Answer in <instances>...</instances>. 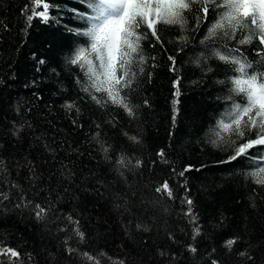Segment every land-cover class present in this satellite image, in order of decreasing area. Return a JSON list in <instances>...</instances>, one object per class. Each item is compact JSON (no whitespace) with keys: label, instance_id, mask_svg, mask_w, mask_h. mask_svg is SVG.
Masks as SVG:
<instances>
[{"label":"trees","instance_id":"16d2710c","mask_svg":"<svg viewBox=\"0 0 264 264\" xmlns=\"http://www.w3.org/2000/svg\"><path fill=\"white\" fill-rule=\"evenodd\" d=\"M44 2L48 21H29L43 10L34 0H0V264H95L84 253L100 264H264V185L249 175L264 146L230 159L235 146L217 133L228 138L219 124L228 122L235 73L216 45L201 43L223 8L202 20L193 5L183 28L157 25L159 41L141 26L143 61L121 93L129 116L93 100L107 96L85 92V71L70 63L89 45L79 13L90 9ZM247 34L214 39L239 48L249 72H264V45L238 43ZM165 182L171 196L156 191Z\"/></svg>","mask_w":264,"mask_h":264},{"label":"snow or ice","instance_id":"6c2138e0","mask_svg":"<svg viewBox=\"0 0 264 264\" xmlns=\"http://www.w3.org/2000/svg\"><path fill=\"white\" fill-rule=\"evenodd\" d=\"M81 2L91 11V14L79 13L80 18L89 25L79 34L89 38V45L78 48L70 63L79 65L85 71L88 77L85 92L94 90L107 96L105 100L103 97L93 95V100L102 106L109 102L121 106L129 116H134V111L125 102L126 93L124 95L121 93L132 86L136 75L133 68L137 58L143 61L141 42L147 39V31H139L141 26L145 25L151 36L159 41L157 25L164 23L183 28L186 22L184 13L191 11L193 5H199L195 10L202 13V20L208 19L210 10L215 12L223 8L222 12H218V19L209 26L205 40L201 41L202 44L208 42L205 44L206 47L216 45L219 49L214 53L216 58L230 65L235 73L229 80L232 87L228 99L232 103L225 113L228 122L221 121L219 124L223 133L228 134V138L226 139L220 132L217 136L221 142L235 146V154L230 157L231 160L250 157V149L264 146V72H249L253 67L252 62L239 55V48H228L226 44L221 47L214 39L218 33H222L225 38L236 39L238 31L248 30V34L238 40L239 44H251L255 39L260 45H264V0H81ZM34 3L37 8L42 7L43 10H32L27 19L31 21L34 17H40L43 21H48L49 3L44 0H34ZM240 94L246 97L245 103L236 102L235 95ZM128 138L138 142L136 136ZM102 150L107 154L109 148L102 146ZM125 161L126 157L121 156L116 163L125 166ZM260 161H264V153L255 161L258 165L256 170L249 175L255 178L257 184L264 185V167L259 166ZM140 163L139 160L136 161L137 165ZM165 190L168 196L172 195L167 182L156 189L157 192ZM187 203L191 205L192 201L188 200ZM35 209L37 218H42L47 211L39 204L35 205ZM77 235L83 238L84 234L77 231ZM235 243V239L225 242L229 248ZM4 254L19 256V253L11 248L6 249ZM83 255L89 260H95V264H100L90 254ZM120 264H123V261Z\"/></svg>","mask_w":264,"mask_h":264}]
</instances>
